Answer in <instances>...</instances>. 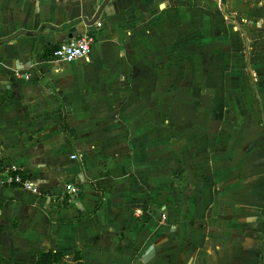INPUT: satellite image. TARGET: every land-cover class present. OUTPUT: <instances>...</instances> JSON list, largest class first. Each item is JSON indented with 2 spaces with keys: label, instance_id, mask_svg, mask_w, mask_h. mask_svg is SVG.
<instances>
[{
  "label": "crops",
  "instance_id": "1",
  "mask_svg": "<svg viewBox=\"0 0 264 264\" xmlns=\"http://www.w3.org/2000/svg\"><path fill=\"white\" fill-rule=\"evenodd\" d=\"M105 1L0 0V264H264V0Z\"/></svg>",
  "mask_w": 264,
  "mask_h": 264
},
{
  "label": "built area",
  "instance_id": "2",
  "mask_svg": "<svg viewBox=\"0 0 264 264\" xmlns=\"http://www.w3.org/2000/svg\"><path fill=\"white\" fill-rule=\"evenodd\" d=\"M97 28L102 27V23H95ZM95 42V37L92 32L85 31L83 34L76 38L62 43L53 53L52 60L57 63H72L81 59H88L92 46ZM76 159L77 156H73ZM22 188L35 195H40V190L32 181V179L24 176V170L22 167L15 164H0V188ZM66 190L71 195H78L80 188L67 184ZM142 210H136L135 215L141 217Z\"/></svg>",
  "mask_w": 264,
  "mask_h": 264
},
{
  "label": "trees",
  "instance_id": "3",
  "mask_svg": "<svg viewBox=\"0 0 264 264\" xmlns=\"http://www.w3.org/2000/svg\"><path fill=\"white\" fill-rule=\"evenodd\" d=\"M56 49L53 48L51 50V52L49 53V56H53V52ZM64 127L66 128V124H65V116H64ZM63 256L61 254L58 253H52V252H39L38 254V260L36 262V264H62L63 263ZM70 264H84L81 260H80V256L76 255L72 260Z\"/></svg>",
  "mask_w": 264,
  "mask_h": 264
},
{
  "label": "rangeland",
  "instance_id": "4",
  "mask_svg": "<svg viewBox=\"0 0 264 264\" xmlns=\"http://www.w3.org/2000/svg\"><path fill=\"white\" fill-rule=\"evenodd\" d=\"M198 78V77H197ZM70 128V127H69ZM73 136H75V135H73ZM99 138H100V136H99ZM99 138L97 137V138H95V139H91V141H94V143H98V141H100L99 140ZM177 145H178V143L177 142H175L174 144H173V147H175V148H177ZM62 156L63 157H65V156H67L68 154H69V150H63V152H62ZM73 155L75 154V153H72ZM71 154V155H72ZM158 154H161V155H163V154H165L163 151H160V150H158ZM197 157V156H196ZM75 164H79V161L78 162H76ZM187 170H188V172H186V174L188 173V175H194V176H196L197 174L198 175H200V168H197L196 166H189L188 168H186ZM185 171H182V172H180V170H177V173H184ZM67 185V184H66ZM64 188H66V186L64 187ZM40 190V189H39Z\"/></svg>",
  "mask_w": 264,
  "mask_h": 264
},
{
  "label": "water",
  "instance_id": "5",
  "mask_svg": "<svg viewBox=\"0 0 264 264\" xmlns=\"http://www.w3.org/2000/svg\"><path fill=\"white\" fill-rule=\"evenodd\" d=\"M108 1H109V0H106V1L104 2V4L101 6V8L98 10L96 16H95L90 22H87V25H88V26H92V25H94V24L98 21L100 15H101V13H102V11L104 10L106 4L108 3ZM82 34H83V33H82ZM20 35L35 36V35H37V34H36V33H30V32H20L18 35L14 36V37L11 38V39H14V38H16L17 36H20ZM7 41H10V40H7Z\"/></svg>",
  "mask_w": 264,
  "mask_h": 264
}]
</instances>
